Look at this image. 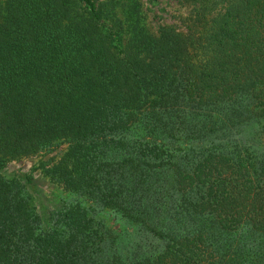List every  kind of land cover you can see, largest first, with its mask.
<instances>
[{"label": "trees", "instance_id": "1", "mask_svg": "<svg viewBox=\"0 0 264 264\" xmlns=\"http://www.w3.org/2000/svg\"><path fill=\"white\" fill-rule=\"evenodd\" d=\"M102 6L0 5V264H219L229 236H264V156L217 142L228 115L219 109L239 116L237 105L253 103L245 112L264 116V0H229L202 32L135 26L125 48L122 24L107 23L115 7L108 17ZM62 146L48 178L137 227L139 240L113 234L79 203L45 228L32 180L2 173ZM254 250L261 262L250 264H264V239Z\"/></svg>", "mask_w": 264, "mask_h": 264}, {"label": "rangeland", "instance_id": "2", "mask_svg": "<svg viewBox=\"0 0 264 264\" xmlns=\"http://www.w3.org/2000/svg\"><path fill=\"white\" fill-rule=\"evenodd\" d=\"M5 0H0V5ZM219 1L221 4L216 8L212 16L206 17L204 21L196 23V16L202 15V11L212 4ZM229 0H95L97 6H102V15H111V7H115L116 15L114 18L107 20L111 25L114 22L117 25L122 24V36L124 42L121 45L126 47V41L130 35V31L135 26L144 29L147 33L157 36L161 27L172 28L179 34L186 35L190 28L202 31L208 30L216 15L222 13L225 5ZM118 19V21H116ZM116 21V22H115ZM121 26V25H120ZM242 106V107H241ZM236 106V111L241 113L239 116L232 110L225 107L219 109L217 113L220 116L228 114L222 122L226 124L223 128L222 139L217 142L221 145L222 150H233L234 148L249 149L257 155L264 156V116L256 118L253 114L245 112L253 111L254 104L248 106L246 103ZM248 106V107H247ZM254 111H256L254 109ZM221 133V134H222ZM187 145L181 144L180 150H184ZM65 149L60 147L52 153H39L21 160L9 162L4 170L3 175L8 179H15L21 184H25L27 178H30L34 184L33 189H28V195L31 197V205L36 206L37 212L40 214L45 228L50 227L55 219V215L64 207L70 204L79 203L88 211L95 221L103 223V225L113 234L123 235L128 231L126 239L139 240L140 235L135 232V226L125 223L113 211L105 209L102 206L91 205V203L79 196L67 193L56 182L52 181L46 175V169L49 165L58 161ZM138 229V228H137ZM229 245L223 246L222 259L219 264H224L228 260L242 261V264H250L251 261L258 259L255 248L256 243H260L264 236L256 237L246 228H243L238 234L229 236ZM125 242L127 243V240ZM254 240L256 242H254ZM129 241V240H128ZM237 243H245L248 253L245 257L234 255L232 248ZM223 244V243H222ZM154 245H158L154 241ZM227 247V248H226ZM226 249V250H225ZM263 256V254H261ZM261 260H264V258Z\"/></svg>", "mask_w": 264, "mask_h": 264}]
</instances>
